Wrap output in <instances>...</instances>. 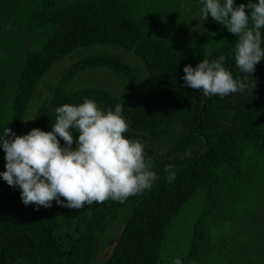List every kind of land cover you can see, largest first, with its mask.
<instances>
[{
	"label": "trees",
	"instance_id": "trees-1",
	"mask_svg": "<svg viewBox=\"0 0 264 264\" xmlns=\"http://www.w3.org/2000/svg\"><path fill=\"white\" fill-rule=\"evenodd\" d=\"M146 20L132 0H0V131L5 126L23 134L27 104L60 58L92 44L119 46L143 60L144 87L118 56L82 57L62 73L51 96L37 108L33 128L50 130L54 108L63 103L78 104L85 97L101 109L120 103L128 123L122 135L143 143L146 164L158 175L149 189L123 202L105 199L78 209L55 201L50 207L24 205L19 189L0 179V195L12 210L0 218V264H172L159 262L165 231L180 207L204 190L207 205L181 259L192 264L208 240V219H222L221 212L239 192L255 194L256 189L258 195L264 188V58L245 77L234 65V34L193 55L153 32ZM221 54L224 67L250 87L248 93L206 97L182 86L185 64L195 66ZM89 68L117 74L125 82L124 94L94 85L66 92L65 85ZM178 125L182 130L173 136ZM155 141L166 143L163 152L147 146ZM3 155L0 150V171ZM169 164L175 166L172 182L165 178ZM114 221L121 226L119 235L105 260L97 263L98 241Z\"/></svg>",
	"mask_w": 264,
	"mask_h": 264
},
{
	"label": "clouds",
	"instance_id": "clouds-1",
	"mask_svg": "<svg viewBox=\"0 0 264 264\" xmlns=\"http://www.w3.org/2000/svg\"><path fill=\"white\" fill-rule=\"evenodd\" d=\"M200 17L223 24L236 39L232 56L240 74L251 73L264 58V0H199ZM223 54L203 58L195 66L185 64L182 86L199 89L204 96L245 94L246 85L224 67ZM246 77V76H245ZM50 130L32 128L17 135L11 128L0 131L4 170L0 179L19 189L24 205H57L80 208L105 199L123 202L149 189L158 179L147 164L143 143L122 135L128 123L122 105L101 109L94 100L63 103L54 108ZM75 139V146L73 141ZM63 141V144L60 141ZM166 180H175V166L164 168ZM63 197V199H61ZM172 264H182L173 258Z\"/></svg>",
	"mask_w": 264,
	"mask_h": 264
},
{
	"label": "rangeland",
	"instance_id": "rangeland-1",
	"mask_svg": "<svg viewBox=\"0 0 264 264\" xmlns=\"http://www.w3.org/2000/svg\"><path fill=\"white\" fill-rule=\"evenodd\" d=\"M132 1L139 15L146 18L147 25L154 29L153 32L167 35L180 50L189 54L199 55L229 33L223 24L214 21L210 15L205 20L201 19L199 0ZM242 2L245 0H234V4ZM96 54L120 57L134 69L143 87L146 85L144 62L132 50L106 43L76 48L55 62L38 82L26 107L23 134L33 128L37 108L51 96L62 73L76 60ZM91 85L100 86L117 96H122L125 90V82L117 74L104 68H89L75 75L65 85V91L71 92ZM246 87L245 94L250 89ZM181 130V125H178L173 136H177ZM147 146L159 153L163 152L166 143L155 141ZM254 191L255 194H250L247 189L239 192L235 201L221 212L224 215L222 219H208V240L199 258L192 264H264V188H259L258 195V190ZM206 205L205 191L200 190L180 207L176 218L165 231V239L159 250L160 263L172 262L173 258L182 259L188 254L193 225ZM11 211L10 205L0 195V218ZM120 227L116 221L112 222L106 236L98 241L94 257L97 263L103 262L108 256Z\"/></svg>",
	"mask_w": 264,
	"mask_h": 264
}]
</instances>
